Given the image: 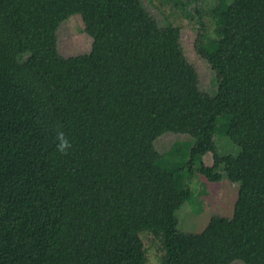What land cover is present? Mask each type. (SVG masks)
<instances>
[{
	"label": "trees",
	"instance_id": "16d2710c",
	"mask_svg": "<svg viewBox=\"0 0 264 264\" xmlns=\"http://www.w3.org/2000/svg\"><path fill=\"white\" fill-rule=\"evenodd\" d=\"M77 15L92 49L66 57L58 32ZM214 15L217 37L197 40L210 96L181 28L142 0H0V264H148L147 231L161 264H264V0H218ZM169 133L194 140L184 155L157 151ZM193 177L240 186L233 218L201 234L179 231Z\"/></svg>",
	"mask_w": 264,
	"mask_h": 264
},
{
	"label": "rangeland",
	"instance_id": "374dc122",
	"mask_svg": "<svg viewBox=\"0 0 264 264\" xmlns=\"http://www.w3.org/2000/svg\"><path fill=\"white\" fill-rule=\"evenodd\" d=\"M142 2L161 27L174 25L181 28V48L188 62L197 71L200 91L215 96L217 76L212 66L198 52L197 40L202 27L209 40L217 37L214 9L218 6V0H197L189 8L183 7L182 9L163 4L161 0H142ZM225 3L230 5L233 0H225ZM196 10L199 11L200 17L195 14ZM189 14H195L194 18H189ZM58 34L59 50L64 56L73 57L91 52L93 38L86 31L82 16H74L63 23ZM193 142L194 140L187 135L169 133L158 138L155 146L157 151L164 156L175 148L178 152L183 151L188 144ZM216 143L220 154L237 155L240 152V149L229 138L217 136ZM181 153L185 154L184 151ZM182 159H175V161L180 162ZM203 161L206 164H212V155H206ZM188 184L193 191V198L177 212L180 232L201 234L213 217L233 218L239 199V185L233 184L227 177L216 187L201 183L198 177H193ZM142 238L148 249V264H161L162 245L159 237L147 231L142 234Z\"/></svg>",
	"mask_w": 264,
	"mask_h": 264
},
{
	"label": "clouds",
	"instance_id": "9594fccd",
	"mask_svg": "<svg viewBox=\"0 0 264 264\" xmlns=\"http://www.w3.org/2000/svg\"><path fill=\"white\" fill-rule=\"evenodd\" d=\"M58 140H59L58 148L61 151H64L66 148L70 146L69 141L63 136V133H58Z\"/></svg>",
	"mask_w": 264,
	"mask_h": 264
}]
</instances>
